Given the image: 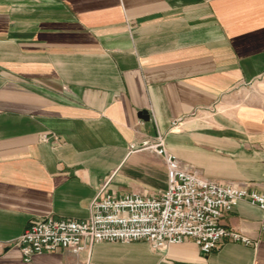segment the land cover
<instances>
[{"label": "crops", "instance_id": "0c3cea01", "mask_svg": "<svg viewBox=\"0 0 264 264\" xmlns=\"http://www.w3.org/2000/svg\"><path fill=\"white\" fill-rule=\"evenodd\" d=\"M160 139L206 179L264 194V0H0V264H264L248 200L222 224L251 244L103 241L25 260L33 222L166 190Z\"/></svg>", "mask_w": 264, "mask_h": 264}, {"label": "built area", "instance_id": "2783aa9c", "mask_svg": "<svg viewBox=\"0 0 264 264\" xmlns=\"http://www.w3.org/2000/svg\"><path fill=\"white\" fill-rule=\"evenodd\" d=\"M150 147L165 156L166 190L154 197L105 192L94 199L91 216L86 220L48 216L33 222L16 241L25 260L60 249L80 253L89 245L103 241H147L153 249L164 250L193 240L205 254L226 238L251 244L250 238L222 224V217L232 212L241 200L262 209L264 230V194L250 191L245 185L206 179L169 154L163 139Z\"/></svg>", "mask_w": 264, "mask_h": 264}, {"label": "rangeland", "instance_id": "374dc122", "mask_svg": "<svg viewBox=\"0 0 264 264\" xmlns=\"http://www.w3.org/2000/svg\"><path fill=\"white\" fill-rule=\"evenodd\" d=\"M113 194V193H112Z\"/></svg>", "mask_w": 264, "mask_h": 264}]
</instances>
